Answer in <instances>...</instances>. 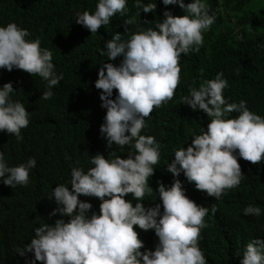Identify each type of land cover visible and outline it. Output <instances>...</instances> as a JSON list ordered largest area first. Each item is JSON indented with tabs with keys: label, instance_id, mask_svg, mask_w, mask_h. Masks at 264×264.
<instances>
[{
	"label": "clouds",
	"instance_id": "clouds-1",
	"mask_svg": "<svg viewBox=\"0 0 264 264\" xmlns=\"http://www.w3.org/2000/svg\"><path fill=\"white\" fill-rule=\"evenodd\" d=\"M162 2L179 5L187 14L174 16L166 10L156 28L138 31L127 40L116 32L106 42V55L110 60H122L118 65L103 64L95 81V87L103 90L101 107L107 109L101 135L109 148L113 144L132 145L133 151L127 158L112 151L111 159L97 153L90 157L94 166L86 172L81 167L71 169V187L58 184L52 190L51 199H55L57 208L49 213L51 216L59 212L69 219L41 223L35 228L31 241L17 249L20 256L32 253L26 264H208L199 240L210 210L189 199L185 189L193 190L194 184L195 189L219 200L244 177L238 157L253 164L264 159V117L249 110L246 100L227 103L223 91L229 84L223 71H219L198 88L190 86L189 94L180 98L192 110H202L211 117L210 122L187 148L175 149L174 158L165 164L174 180L171 186L158 182L161 203L145 208L141 202L153 192L149 177L162 147L155 136L141 134L146 118L154 108L174 97L180 83L181 54L199 52L203 33L217 18L210 14L207 0ZM126 5L127 0H98L94 12H77L75 22L96 33L116 13L124 15ZM135 6L140 16L141 11L153 12L157 4L135 0ZM135 22L136 16H131L124 25ZM30 35L28 29L15 22L0 26V68L39 75L47 82L42 97L50 99L63 73L55 71L52 50L41 47L39 37L27 39ZM100 52L105 54L103 49ZM114 89L117 94L111 99ZM14 91L11 81L0 87V131L21 141V130L29 124V112L24 103L12 99ZM232 112L239 115L230 118ZM36 163V158L30 157L25 163L9 166L0 151V178L12 188L27 185ZM181 173L183 181L176 179ZM128 194L136 200L135 206L132 200L125 199ZM80 195L99 198V212L89 214L92 204L81 201ZM216 211L213 206V215ZM243 212L258 216L262 209L250 204ZM134 226L154 230L158 237L154 251H141L144 242ZM240 264H264V239L257 237L247 243Z\"/></svg>",
	"mask_w": 264,
	"mask_h": 264
},
{
	"label": "trees",
	"instance_id": "trees-1",
	"mask_svg": "<svg viewBox=\"0 0 264 264\" xmlns=\"http://www.w3.org/2000/svg\"><path fill=\"white\" fill-rule=\"evenodd\" d=\"M97 3L98 0H0V26L15 22L29 30L31 35L27 39L39 37L41 47L53 52L55 71L63 73V79L53 86V96L44 99L42 93L47 90V82L39 75L0 68V87L11 81L16 90L12 99L24 103L29 112V124L21 130L23 140L0 131V151L9 166L25 163L30 157L37 161L30 170L27 185L12 188L0 178V264H26L32 253L20 256L17 249L31 241L35 228L41 223L54 224L61 218L68 221L69 217H62L59 212L51 216L49 213L57 208L55 199H51L52 190L58 184L71 187L73 167L86 172L94 166L90 157L97 153L111 159L112 151L121 158H127L133 151L132 145L113 144L109 148L100 133L107 109L101 107L103 90L95 87V81L103 64L118 65L122 60L107 57L106 42L116 32L127 40L138 31L156 28L166 10L174 16L187 14L179 5L144 0L156 3L157 7L153 12L141 11L138 16L135 0H127L128 11L124 15L116 13L109 24L91 33L75 22V14L84 10L94 12ZM207 4L210 14L217 17L215 23L203 33L199 52L181 54L180 83L174 97L154 108L141 131L142 135L155 136L162 145L160 159L149 177L153 192L141 201L145 208L161 203L158 182L167 186L173 183L174 177L166 165L174 158V150L187 148L210 122L211 117L202 110L194 111L181 102L180 98L189 94L190 86L198 88L204 80L223 71L229 84L223 91L227 103L246 100L249 110L264 117V1L207 0ZM131 16H136V22L124 25ZM101 49L105 54H101ZM116 94L114 89L111 99ZM238 115L232 112L230 118ZM238 162L244 177L219 200L195 189L194 184L193 190L184 188L189 199L210 210L204 218L207 227L201 230L199 240L208 264H240L247 243L257 237L264 239V159L253 164L238 157ZM183 178V173L176 177L181 181ZM79 199L92 204L89 214L99 212V198L80 195ZM125 199L132 200L135 206L132 194ZM250 204L261 207V214L245 215L243 210ZM213 206L217 209L214 215ZM134 229L144 242L141 251H154L158 243L154 230L144 231L138 226Z\"/></svg>",
	"mask_w": 264,
	"mask_h": 264
},
{
	"label": "rangeland",
	"instance_id": "rangeland-1",
	"mask_svg": "<svg viewBox=\"0 0 264 264\" xmlns=\"http://www.w3.org/2000/svg\"><path fill=\"white\" fill-rule=\"evenodd\" d=\"M264 1V0H263Z\"/></svg>",
	"mask_w": 264,
	"mask_h": 264
}]
</instances>
